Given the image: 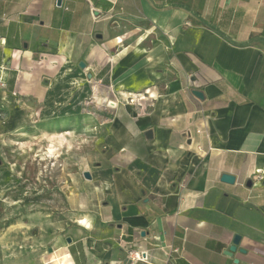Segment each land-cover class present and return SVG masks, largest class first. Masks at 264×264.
<instances>
[{"label":"crops","instance_id":"1","mask_svg":"<svg viewBox=\"0 0 264 264\" xmlns=\"http://www.w3.org/2000/svg\"><path fill=\"white\" fill-rule=\"evenodd\" d=\"M82 89L104 132L30 217L49 263L264 264V0H0V106Z\"/></svg>","mask_w":264,"mask_h":264},{"label":"rangeland","instance_id":"2","mask_svg":"<svg viewBox=\"0 0 264 264\" xmlns=\"http://www.w3.org/2000/svg\"><path fill=\"white\" fill-rule=\"evenodd\" d=\"M32 69L48 92L51 78L45 67L37 64ZM82 82L85 88L86 78ZM53 100L51 108L45 109L26 94L23 110H16L15 104L0 106V264H58L48 262L51 251L36 243L38 232L27 225L33 214L50 213L57 221L69 213L71 206L61 190L68 180L59 155L83 150L104 132L97 124L107 109L106 101L96 106L84 89L80 97L67 93L60 108H52L58 102ZM90 210L92 206L83 208Z\"/></svg>","mask_w":264,"mask_h":264},{"label":"water","instance_id":"3","mask_svg":"<svg viewBox=\"0 0 264 264\" xmlns=\"http://www.w3.org/2000/svg\"><path fill=\"white\" fill-rule=\"evenodd\" d=\"M59 2V1H58ZM80 66L83 67V64L80 63ZM194 95L198 96V97H201V93L199 91H193L192 92ZM109 106H114V103L113 102H109L108 103ZM83 176L86 177V178H89V173L88 172H84L83 173ZM221 180L224 181V182H227V183H232L233 180H234V177L229 175V174H223L221 176ZM251 185V181H248L247 182V186H250ZM238 240H239V236L238 235H235L233 240H232V245L228 247V249H226V251H224V253L228 256H231L233 254V252L235 251V245L238 243ZM67 242L70 241L69 238L66 239Z\"/></svg>","mask_w":264,"mask_h":264},{"label":"built area","instance_id":"4","mask_svg":"<svg viewBox=\"0 0 264 264\" xmlns=\"http://www.w3.org/2000/svg\"><path fill=\"white\" fill-rule=\"evenodd\" d=\"M136 97L134 96V97H129V102H133L134 101V99H135ZM254 174H255V178L257 179V180H261L262 178H263V174H262V172H260L259 170H256L255 172H254ZM129 259H130V261L132 262V263H134V262H137V261H142L144 258H143V256H142V254L140 253V252H138V251H130L129 252ZM49 262V261H48Z\"/></svg>","mask_w":264,"mask_h":264},{"label":"bare ground","instance_id":"5","mask_svg":"<svg viewBox=\"0 0 264 264\" xmlns=\"http://www.w3.org/2000/svg\"><path fill=\"white\" fill-rule=\"evenodd\" d=\"M62 260H64V259H62ZM58 264H65L66 262H57Z\"/></svg>","mask_w":264,"mask_h":264}]
</instances>
